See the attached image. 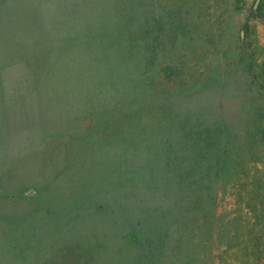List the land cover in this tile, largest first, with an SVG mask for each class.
Wrapping results in <instances>:
<instances>
[{
	"label": "rangeland",
	"instance_id": "rangeland-1",
	"mask_svg": "<svg viewBox=\"0 0 264 264\" xmlns=\"http://www.w3.org/2000/svg\"><path fill=\"white\" fill-rule=\"evenodd\" d=\"M0 264H264V0H0Z\"/></svg>",
	"mask_w": 264,
	"mask_h": 264
}]
</instances>
